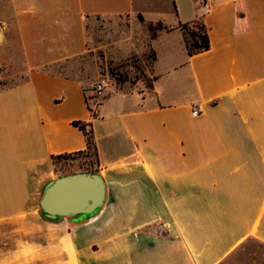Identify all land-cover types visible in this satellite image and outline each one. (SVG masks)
I'll use <instances>...</instances> for the list:
<instances>
[{
	"label": "crops",
	"instance_id": "0c3cea01",
	"mask_svg": "<svg viewBox=\"0 0 264 264\" xmlns=\"http://www.w3.org/2000/svg\"><path fill=\"white\" fill-rule=\"evenodd\" d=\"M208 2L0 0V47L20 77L0 87V222L8 201L26 213L30 187L54 178L51 156L85 150L73 121L91 123L106 184L89 221H44L62 231L58 262L36 264H230L264 245V0ZM93 17L166 28L147 39L150 86L109 82L97 108ZM197 19L210 48L188 56L178 27Z\"/></svg>",
	"mask_w": 264,
	"mask_h": 264
},
{
	"label": "rangeland",
	"instance_id": "374dc122",
	"mask_svg": "<svg viewBox=\"0 0 264 264\" xmlns=\"http://www.w3.org/2000/svg\"><path fill=\"white\" fill-rule=\"evenodd\" d=\"M89 60L86 76L89 87H94L99 78H106L111 91L147 89L152 81L150 63L152 55L147 48L151 32L148 25L138 18L130 17L89 18L86 24ZM6 45V44H4ZM0 47V87L20 81L15 65H6L13 55L7 45ZM132 52L124 54L128 46ZM115 57H110V55ZM87 62V60H86ZM109 90V91H110ZM110 93V92H109ZM97 97L92 103H100ZM93 110V109H92ZM95 110V109H94ZM94 164L92 155L73 154L63 159L54 160V180L58 176L83 172ZM31 198L26 213H17L13 207L6 208V221L0 222V264H36L58 262L60 228L47 226L40 215L38 200L43 187H30ZM12 194L8 193V200ZM55 239L56 244L52 243ZM53 250L47 252V250ZM58 250V249H57ZM60 262V261H59ZM230 264H264V245L251 242L240 254L231 258Z\"/></svg>",
	"mask_w": 264,
	"mask_h": 264
},
{
	"label": "water",
	"instance_id": "95a60500",
	"mask_svg": "<svg viewBox=\"0 0 264 264\" xmlns=\"http://www.w3.org/2000/svg\"><path fill=\"white\" fill-rule=\"evenodd\" d=\"M106 200V184L98 173L78 172L56 177L47 182L38 207L48 221L69 219L84 223L102 210Z\"/></svg>",
	"mask_w": 264,
	"mask_h": 264
},
{
	"label": "trees",
	"instance_id": "16d2710c",
	"mask_svg": "<svg viewBox=\"0 0 264 264\" xmlns=\"http://www.w3.org/2000/svg\"><path fill=\"white\" fill-rule=\"evenodd\" d=\"M178 28L182 34L184 47H185V50L188 56H193L196 54L203 53L210 48L207 28L204 25V23L201 21V19H197V20H194L192 22H187V23H180ZM148 29L151 32V37L153 38L157 30H163L166 28L161 23H158L156 25L149 24ZM98 104L99 103H94L95 108H97ZM94 109L93 110L90 109L92 116L96 115V112H95L96 109L95 110ZM71 125L77 128L80 132H82L85 138V141H86L85 150L78 152V153H73V154H83L85 156L92 155L94 157V164L89 166L83 172L98 173L99 170H98L97 152H96V147L94 143L93 130L91 127V123L82 122V121H73ZM73 154H62L58 156H51V162L53 163L54 160L63 159ZM40 215L42 217L41 212H40ZM42 218L44 221L52 222V221L46 220L44 217Z\"/></svg>",
	"mask_w": 264,
	"mask_h": 264
},
{
	"label": "built area",
	"instance_id": "2783aa9c",
	"mask_svg": "<svg viewBox=\"0 0 264 264\" xmlns=\"http://www.w3.org/2000/svg\"><path fill=\"white\" fill-rule=\"evenodd\" d=\"M197 7L208 11L210 6L208 0H193ZM109 89V80L106 78H99L98 81L95 83L93 88V96L95 98L102 97L105 92ZM193 114H198V111H194Z\"/></svg>",
	"mask_w": 264,
	"mask_h": 264
}]
</instances>
